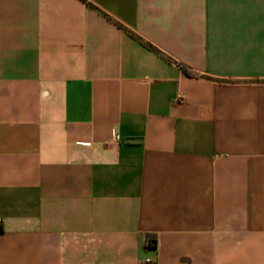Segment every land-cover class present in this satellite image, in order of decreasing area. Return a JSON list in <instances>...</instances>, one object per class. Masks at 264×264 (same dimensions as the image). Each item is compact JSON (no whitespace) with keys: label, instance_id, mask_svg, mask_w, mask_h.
Here are the masks:
<instances>
[{"label":"crops","instance_id":"obj_1","mask_svg":"<svg viewBox=\"0 0 264 264\" xmlns=\"http://www.w3.org/2000/svg\"><path fill=\"white\" fill-rule=\"evenodd\" d=\"M0 264H264V0H0Z\"/></svg>","mask_w":264,"mask_h":264},{"label":"trees","instance_id":"obj_2","mask_svg":"<svg viewBox=\"0 0 264 264\" xmlns=\"http://www.w3.org/2000/svg\"><path fill=\"white\" fill-rule=\"evenodd\" d=\"M186 73L191 74V72L183 67ZM157 247V237L155 235H149L145 243V249H154Z\"/></svg>","mask_w":264,"mask_h":264},{"label":"built area","instance_id":"obj_3","mask_svg":"<svg viewBox=\"0 0 264 264\" xmlns=\"http://www.w3.org/2000/svg\"><path fill=\"white\" fill-rule=\"evenodd\" d=\"M178 101L183 102V98H182V97H179V98H178ZM113 137H114V139H115L116 141H118V140L120 139V137H119L117 134H115Z\"/></svg>","mask_w":264,"mask_h":264}]
</instances>
